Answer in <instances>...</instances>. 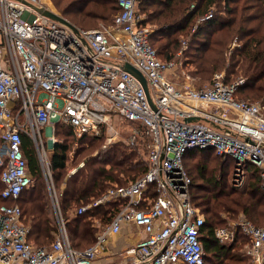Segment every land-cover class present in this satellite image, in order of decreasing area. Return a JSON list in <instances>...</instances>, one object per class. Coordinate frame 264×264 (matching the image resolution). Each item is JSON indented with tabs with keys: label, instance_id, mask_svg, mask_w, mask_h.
Listing matches in <instances>:
<instances>
[{
	"label": "built area",
	"instance_id": "1",
	"mask_svg": "<svg viewBox=\"0 0 264 264\" xmlns=\"http://www.w3.org/2000/svg\"><path fill=\"white\" fill-rule=\"evenodd\" d=\"M117 1L120 9L111 23L92 28L73 23L74 29L44 15L41 0H0L1 195L18 200L33 182L22 150L27 134L37 148L58 228L51 247H38L29 240L19 203L1 204L0 264H92L126 225L144 235L127 248L132 261L110 264H204L206 217L192 201V177L183 162L189 149H212L233 158L238 186L254 164L264 189V103L239 98L244 79L226 82L224 72L203 87L178 86L170 79L178 60L163 59L151 43L152 27L145 24L140 0ZM212 16L206 13L199 21ZM187 46L184 41L179 56ZM127 63L146 77L155 107L141 80L124 68ZM116 116L133 123L129 145L149 136V167L134 181L112 185L78 208L80 214L118 204L94 243L80 249L68 235L41 130L62 121L78 137L106 130L111 144L120 135ZM239 229L249 238L253 261L264 263V226L243 216L218 227L215 237L234 242Z\"/></svg>",
	"mask_w": 264,
	"mask_h": 264
},
{
	"label": "trees",
	"instance_id": "2",
	"mask_svg": "<svg viewBox=\"0 0 264 264\" xmlns=\"http://www.w3.org/2000/svg\"><path fill=\"white\" fill-rule=\"evenodd\" d=\"M62 1L66 0H55L57 4ZM119 9L117 0H69L61 6L62 13L82 27L94 19L111 23L110 17ZM139 9L146 14L145 24L152 27L151 43L163 59H173L185 40H181V35L191 33L185 52L192 53L190 62L195 65L192 74L207 80L217 72H224L226 82L243 78L239 98L264 103V0H140ZM209 12L212 17L196 23L198 17ZM56 128L57 136L64 141L54 143L51 149V169L72 245L83 249L96 240L98 230L94 220L102 217L107 223L118 204L89 208L80 214L78 208L99 198L110 186L126 185L148 170L149 136L138 138L133 146L113 144L101 149L105 133L78 137L72 126L62 121L56 123ZM67 138L79 139L91 148L84 158V165L71 174L67 171L71 148ZM22 150L33 182L22 191L18 200L5 199L1 195L0 170V205L19 203L23 222L29 230V240L38 247H51L58 228L35 145L27 134H23ZM138 150L143 151L145 160ZM94 152L97 153L93 155ZM202 155L206 158L203 159ZM214 158L221 159L217 176L210 173V168L215 167H210L207 161ZM192 160L198 166L199 182L190 172ZM183 162L192 177V201L207 216L201 231L206 250L204 264H250L251 258L241 253L242 249H237L243 239L249 241L240 229L236 240L230 243H220L215 230L227 226L228 218H237L240 213L254 224L264 226V189L260 169L250 164L248 183L237 189L227 181L229 166L231 172L234 166L229 164V158L224 159L214 150L189 149L184 153Z\"/></svg>",
	"mask_w": 264,
	"mask_h": 264
},
{
	"label": "rangeland",
	"instance_id": "3",
	"mask_svg": "<svg viewBox=\"0 0 264 264\" xmlns=\"http://www.w3.org/2000/svg\"><path fill=\"white\" fill-rule=\"evenodd\" d=\"M68 1L69 0L60 2L61 6L63 4H65V3H67ZM60 3L57 4L55 2V0H41V5L43 6V8L49 9L51 11H54V12L64 16L68 20H70V16H66V15H64L62 13ZM193 6H194V4L192 5V7ZM112 17L113 16L110 17L111 20H112ZM199 18L200 17L197 18L196 23L200 22ZM101 24H109V22L106 21V20H95L94 19V20H89L87 23L83 24V26L92 28V27H98ZM191 37H192L191 33L188 34V35H185V36L181 35V40L185 39L184 41H189L191 39ZM184 41L182 42L181 47H180L179 50H181L184 47ZM156 45H158V43H156ZM188 47H189V44H188V46L186 48H184V51H183L181 56L178 55L179 50L174 55V58L178 60V65H177V68H175V70H173L171 72L170 79L172 81H174L178 86H181V85H183L185 83H189V84H191L194 87H203V86L211 84L214 77H211V78H209L207 80H203L200 76L194 75V74L191 73V71H193L195 69V65H193L192 62H190L191 61L190 59H192L191 51L185 52L188 49ZM240 95L241 94L239 92L238 96H240ZM254 101L255 102H261L260 100H254ZM113 120H114V123H115V125L117 127L118 132H120V135L117 136V138L111 144H107V140H106L107 139V132L105 130V132H103V133H105V135H104L105 138H104V140L102 142V148L101 149L107 148L108 146L113 145V144H123L125 146H133V145H129L127 143V139H128V136L130 135L131 128H132V126H130V125H133V123L125 121L123 119H120L117 116L114 117ZM56 123L57 122L52 121V122L49 123L48 126L44 127L41 130V136H42V138L44 140V146H45V148H46V150L48 152L49 161H50L51 149L54 146V144H52L53 142L49 138L54 136L55 139H56V141L54 143H57L58 141H64L63 138L58 137L57 134H56V131H57L56 130L57 129L56 128ZM66 141L69 143V145L71 147L70 151H69V159L67 161V165H68L67 171H68V174H71V173H74L77 170L78 167L84 165V163H85L84 158L87 157V153L90 151L91 148L86 142L80 141L79 139L67 138ZM34 145H35V143H34ZM35 149H36V152H37L36 145H35ZM96 151H98V150H96ZM96 153L97 152H94L93 155H95ZM138 153L142 157V159H144V160L146 159V157L143 154L142 150H138ZM202 158L203 159L206 158L205 155H202ZM220 160H221L220 158L219 159L218 158H214V159H208L207 160L210 167H215L214 169L209 167L210 170L212 171L210 173L212 175H214V176H217L218 167H220V165H221V161ZM229 164L232 165V167L234 166V159L231 158V157H229ZM50 165H51V162H50ZM197 167L198 166H195V164H194V160H192L190 162V172H191V175L194 178V180L196 182H199L200 179H199V176H198L197 171H196ZM51 171H52V169H51ZM210 173H209V175H210ZM52 177H53V181H54L53 172H52ZM227 177H228L227 181L229 182V184L232 185L234 188H237V189H241L242 187H244L248 183V180L247 181L245 180L243 185H241V186L236 185L235 184V180H234L233 171L231 172L230 166H229V172H228ZM45 181H46V179H45ZM46 184H47V182H46ZM118 185H120V184H118ZM54 187H55L56 193L58 195V200H59V204H60V198H59L60 197V193L58 191V188L56 187L55 182H54ZM47 189H48V185H47ZM48 194H49L50 203H51V195H50L49 189H48ZM51 211H52L53 217L55 218L54 211H53V208H52V203H51ZM225 216H227V215H225ZM243 216L246 217L244 214L240 213L237 216V218H228L227 226L233 224L234 221L240 220ZM63 217H64V214H63ZM205 217L207 218L206 214H205ZM96 220H98V221L96 222ZM65 222H66V220H65ZM103 223H104V219L102 217H97L94 220V225L96 226L97 230L100 229V226H102ZM67 231H68V228H67ZM68 235H69V238H70L69 231H68ZM70 240H71V238H70ZM241 243L242 244L239 245L237 247V249H242L241 253H243L245 256L247 255L248 257L251 258L250 264H257L255 261H253L251 255L248 252V243H249V241L245 242V239H243ZM262 264H264V263H262Z\"/></svg>",
	"mask_w": 264,
	"mask_h": 264
},
{
	"label": "crops",
	"instance_id": "4",
	"mask_svg": "<svg viewBox=\"0 0 264 264\" xmlns=\"http://www.w3.org/2000/svg\"><path fill=\"white\" fill-rule=\"evenodd\" d=\"M144 233L133 225H126L122 231L110 237L106 254L97 258L92 264H110L118 261L127 263L132 261V256L127 254V248L140 238Z\"/></svg>",
	"mask_w": 264,
	"mask_h": 264
},
{
	"label": "water",
	"instance_id": "5",
	"mask_svg": "<svg viewBox=\"0 0 264 264\" xmlns=\"http://www.w3.org/2000/svg\"><path fill=\"white\" fill-rule=\"evenodd\" d=\"M42 12H43L44 15H46V16H48L50 18L58 20V21H60V22H62L64 24H67L68 26L76 29L75 25L70 20L65 18L64 16H62V15H60V14L54 12V11H51L49 9H43ZM124 68L127 71L131 72L132 74L136 75L141 80V82H142V84H143V86L145 88V91L147 93V96H148L152 106L155 107V104L153 103V101H152V99L150 97V91H149V87H148V82H147V79L144 76V74L141 71H139L137 68H135L134 66L129 64V63L125 64ZM193 119H197V118H193ZM189 120H191V119H189Z\"/></svg>",
	"mask_w": 264,
	"mask_h": 264
}]
</instances>
